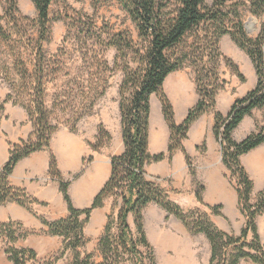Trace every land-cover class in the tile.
I'll return each instance as SVG.
<instances>
[{"label":"trees","instance_id":"16d2710c","mask_svg":"<svg viewBox=\"0 0 264 264\" xmlns=\"http://www.w3.org/2000/svg\"><path fill=\"white\" fill-rule=\"evenodd\" d=\"M9 9L17 12L16 0H9ZM54 0H32L38 13L39 41L36 49V69L33 76L22 62H19L21 81L31 85L29 88L30 106L24 108L34 126L32 138L12 145L10 158L0 171V206L16 203L33 212L36 205L46 206L31 197L25 190L10 186L9 178L20 161L33 153L47 150L53 135L58 127L53 124L52 114L45 104V63L46 55L41 43L51 39L50 7ZM128 11L131 19L139 31V38L144 40L146 46L142 52H136L134 43L129 38L121 35L114 36L106 47H114L119 53L125 49L139 55L142 68L135 74H128L121 88V101L119 105L124 153L111 160V176L104 188L94 199L90 208L76 209L69 196L71 182L62 177L56 158L51 155L50 177L59 185L60 193L68 208L66 218L50 222L40 217V221L47 227L46 234L62 238V248L51 261L45 264H54L72 253V264H130L135 258L139 264H157L154 249L150 244L144 226L143 211L149 204H156L167 213V217L174 216L181 221L190 234L196 236L203 234L211 245L210 264H240L241 261H250L254 264H264V244H262L256 220L264 214V191L260 193L256 204H251L250 197L253 191V182L240 162V158L250 151L264 145V128L259 129L247 137L243 142L237 143L232 139V133L245 117L252 115L254 110L264 109V25L256 38L248 36L242 21H237L234 31L227 26L230 13L226 6L231 0H213L211 8L206 7V0H178L177 9L173 15L166 13L167 6L159 0H117ZM251 13L254 16H264V0H248ZM236 17L239 12L236 10ZM15 24L16 18L12 16ZM204 31L206 48L201 56V63L207 58L211 61L217 57L220 40L225 35H230L235 44L250 58L258 78L257 86L245 97L238 99L232 106L227 116L215 112L214 134L222 149V162L230 171V179L235 180L239 196V208L246 219V224L239 237L231 236L220 231L210 220L208 215L185 212L178 204L171 201L166 191L157 184L146 179L145 167L151 163H159L166 159L165 154L152 156L149 154V131L151 116V96L156 95L162 106V113L170 129V143L168 147L169 158L177 151L186 155L183 141L187 139L191 125L208 111H215L216 96L225 89L226 83L219 82L213 71L215 83L213 86L205 84L210 76H203L196 70V85L199 100L191 109L184 123L180 126L175 123L173 106L164 92V83L173 73L183 69L185 60L173 62L168 52L180 45L193 31ZM0 35L3 30L0 29ZM119 37V39H117ZM201 36H198L199 39ZM135 51V52H134ZM215 54V55H214ZM230 64V62H229ZM108 67L106 63H103ZM232 65V64H230ZM240 81L245 82L244 76L237 66H231ZM99 90L96 91V101L103 97L108 88V81H99ZM131 85L133 91L127 98L125 93ZM27 87V86H26ZM8 95L4 103L11 100ZM3 109V108H2ZM92 108H90L91 110ZM84 114L76 120V123ZM76 131L75 125L71 128ZM112 140L111 135L103 125L98 127V137L95 144H89L94 152L100 151ZM204 150V147L202 148ZM192 175L190 158L186 157ZM92 162L89 158L87 163ZM75 176L73 180H77ZM204 188L197 186L196 198L201 206H205L201 193ZM120 197L122 207L115 222L110 221L105 227L104 236L100 239L98 250L101 261L95 263L93 255L83 251L88 241L85 228L90 222L94 210L104 207L107 199ZM210 209L212 214L220 216L221 206ZM134 218L136 232L132 230L128 219ZM117 233H114L113 231ZM32 233L24 229L22 224L8 222L0 224V238L6 241L5 253L13 264H30L36 262L37 254L32 249H17L14 245L26 240ZM251 235L252 241L249 242ZM250 239V240H251ZM144 249L145 251L141 250ZM54 261V262H52ZM137 261V263H138ZM136 263V264H137Z\"/></svg>","mask_w":264,"mask_h":264},{"label":"rangeland","instance_id":"374dc122","mask_svg":"<svg viewBox=\"0 0 264 264\" xmlns=\"http://www.w3.org/2000/svg\"><path fill=\"white\" fill-rule=\"evenodd\" d=\"M159 1L167 6L166 13L168 15L174 14L178 6V0ZM9 2V0H0V29L3 30L4 34L3 36L0 35V125L2 123L6 125V121L10 122L7 110H13L16 113L25 114L27 123L23 126L30 124L34 130L33 123L24 109L30 106L29 88L31 85L22 83L20 78L21 68L18 64L22 62L30 76L34 75L37 62L36 49L39 45L40 36L38 13L32 0H16L17 12L10 11ZM212 6L213 0H206V7L211 8ZM225 10L230 13L231 19L226 26L231 31H234L235 24L239 20L242 21L245 31L251 38H256L262 31L264 16H254L251 13L248 0H231ZM236 10L239 12L238 17H236ZM12 16L16 18L15 24ZM50 19L51 39L49 42L41 43V45L46 55L44 67L46 71L45 80L47 81L45 104L52 114L53 124L59 129L65 127L70 132H72L71 128L75 125L76 131L72 133H77L78 125H81L83 131L89 132L94 130L95 119L101 120L103 118L105 120L111 119L114 124L115 120L116 122L118 120L112 131L114 132L115 128L120 131L119 112L117 111L116 115H114V112L120 105L122 84L126 76L137 73L142 68V64L139 62V55L136 53L128 49L119 53L116 48L106 47V45L111 38L121 35L123 38L126 37L133 41L136 52H142V49L146 46L144 40L139 38L138 28L128 11L117 0H54L50 7ZM198 36L201 37L197 39ZM204 36V31H193L180 45L168 52V56L173 62L181 59L185 60L183 69L175 72L178 74V84L186 88L188 95L185 96V100H188L192 90L198 95L196 70L200 71L203 76H210L206 79L205 84L210 82L211 86L215 84L213 83V77H211L214 71L219 78V82L224 81L226 83V89L233 77L240 81L231 66L238 67L246 82L245 74L241 72L232 58L240 60L246 57L252 64L247 54L235 44L230 35L221 38L217 57H213L211 61L205 58L204 62L201 63L200 58L207 46ZM103 63H106L108 67H105ZM252 67L256 74L253 64ZM246 74L249 79L248 82H250L253 77L249 72ZM103 79L108 81L107 91L103 97H100L92 105L96 97V91L99 90V81ZM166 90L164 85V92L169 98ZM132 91L133 88L129 85L125 96L128 98ZM8 95H11L12 99L4 103ZM150 104V121L152 118L154 124H158L160 115L163 114L161 113L162 106L159 98L152 95ZM171 104L174 106L172 102ZM90 108L92 109L90 110ZM260 112L264 116V109ZM83 114L84 116L76 123V120ZM9 136H11L10 132ZM74 177L70 176L64 180L71 182ZM149 181L164 189L169 198L180 195L177 190H174V185L169 179L153 178ZM184 181L183 179L182 185H184ZM232 183L236 186L235 180H232ZM110 199L111 208L106 225L109 220L115 222L123 204L120 197ZM201 207L191 210L197 213L194 218L197 219L200 215L206 214V208ZM144 210L143 212L146 214L144 220L146 234L154 249L157 264H168L171 259L170 250L172 246L168 245L170 240L174 243L179 242L185 249H188L193 242H200V239H194L186 235L185 231L180 230V234H178L179 229L185 230V225L174 216L167 217V213L163 209L165 215L161 216L159 213L146 212V208ZM128 222L135 233L133 216L129 217ZM113 232L117 233L115 230ZM103 236L104 232L98 240L92 236L89 238L86 236L88 243L83 251H89L93 255L95 263L101 261L98 244ZM251 241L252 239H249V242ZM261 242L264 244V239H261ZM141 250L145 251L142 248ZM204 251L201 245L199 252L203 255ZM58 253L59 251L41 261L37 260L35 264H45ZM73 259L74 255L67 253L65 257L54 264H72ZM137 261L133 258L130 264H136ZM137 264H139V261ZM144 264H148L147 259L144 260Z\"/></svg>","mask_w":264,"mask_h":264},{"label":"crops","instance_id":"0c3cea01","mask_svg":"<svg viewBox=\"0 0 264 264\" xmlns=\"http://www.w3.org/2000/svg\"><path fill=\"white\" fill-rule=\"evenodd\" d=\"M232 59L239 66L241 72L245 74L246 82L242 84L236 77H233L231 81L229 80L230 85L216 97L215 111L206 112L191 125L188 137L183 141L186 155L177 151L171 159L169 158L168 147L171 133L168 124L163 114L160 115L158 124H154L151 118L149 154L152 156L165 154L166 159L159 163L147 165L145 172L148 181L153 178L171 180L174 190H177L180 195L171 197L170 200L178 204L185 212L201 207L196 198V191L198 185L202 186L204 188L201 193L202 200L207 210L205 213L211 222L220 231L239 237L246 224V219L240 211L239 196L236 186L230 179V171L222 162L221 145L213 128L215 112L227 116L235 101L243 98L256 87L257 77L252 64L246 57L240 60ZM248 72L253 77L250 82H248L249 79L246 74ZM177 75V73L171 74L164 85L170 101L174 105L175 123L180 126L186 120L189 111L197 104L199 97L192 90L188 100H185V96L188 94L186 88L178 84ZM261 110H254L252 115L245 117L234 130L232 139L235 142L241 143L250 135L257 133L259 129L264 128V116L260 112ZM117 111L119 112L120 131L116 128L114 132L112 131L118 120L117 122L115 120L114 124L111 119L105 120L103 118L101 120L95 119L94 130L89 132L83 131L81 125H78L77 133H72L65 127L60 128L53 135L49 149L33 153L18 163L9 178L10 186L25 190L31 197L46 204V206L36 205L33 207V212L16 203L0 206V224L10 221L17 222L22 224L26 231L32 233L26 240L17 242L14 245L15 248L34 250L38 261L61 250L63 240L59 237L48 236L46 234L47 227L39 219L42 217L53 222L69 215L59 185L51 179L49 174L51 155L56 158L59 171L64 179L70 176H79L77 180L71 181L69 187V196L73 206L78 210L90 208L96 196L110 179L112 158L124 153L119 108L116 109L114 115ZM7 113L10 122L6 121V125L5 123L0 125V171L10 158L11 146L28 140L34 132L30 124L23 126L27 123L25 114H19L13 110H7ZM113 118L115 119V116ZM100 125H103L104 129L111 135L112 140L100 151L94 152L89 144L96 142ZM9 132L11 136H9ZM203 147L204 150H202ZM186 157L190 158L191 168L195 175H192ZM89 158H92V162L88 164ZM240 162L253 182L250 202L256 204L260 193L264 191V145L243 155ZM183 179L185 180L184 185H182ZM110 202L111 199L109 198L105 201L103 208L93 211L90 222L85 228V236L99 239L106 227L107 216L111 208ZM216 206L222 207L220 216L212 214L207 208ZM147 211L153 214L159 213L160 216L165 215L164 211L155 204H149L146 207ZM143 215L145 220V212ZM257 229L260 239L263 240L264 214L257 218ZM180 230L185 231L184 233L191 238L200 239V242H193L188 249H185L179 242L174 243L172 241L170 245L172 246L170 250L172 256L168 264H210L211 245L206 236L203 234L194 236L186 228L185 230L179 229L178 234H180ZM249 239H251V235ZM201 245L205 250L203 255L199 252ZM5 246L6 241L0 238V264H13L5 253ZM33 263L35 264V262ZM240 264L254 263L244 260Z\"/></svg>","mask_w":264,"mask_h":264},{"label":"bare ground","instance_id":"6f19581e","mask_svg":"<svg viewBox=\"0 0 264 264\" xmlns=\"http://www.w3.org/2000/svg\"><path fill=\"white\" fill-rule=\"evenodd\" d=\"M251 25H253V24H251ZM173 88H174V87H173ZM177 101H178V100H177ZM167 242H168V241H167ZM168 243H169V244H168ZM168 243H167L168 245H171V240H170V242H168Z\"/></svg>","mask_w":264,"mask_h":264},{"label":"water","instance_id":"95a60500","mask_svg":"<svg viewBox=\"0 0 264 264\" xmlns=\"http://www.w3.org/2000/svg\"><path fill=\"white\" fill-rule=\"evenodd\" d=\"M250 30V29H249Z\"/></svg>","mask_w":264,"mask_h":264}]
</instances>
